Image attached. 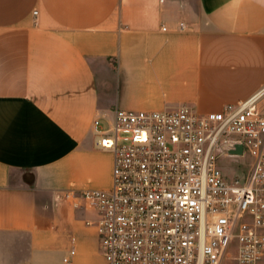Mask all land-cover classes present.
Segmentation results:
<instances>
[{
	"label": "crops",
	"instance_id": "0c3cea01",
	"mask_svg": "<svg viewBox=\"0 0 264 264\" xmlns=\"http://www.w3.org/2000/svg\"><path fill=\"white\" fill-rule=\"evenodd\" d=\"M263 88L264 0H0V264H62L70 232L106 264L97 211L55 199L112 186L95 119Z\"/></svg>",
	"mask_w": 264,
	"mask_h": 264
},
{
	"label": "built area",
	"instance_id": "2783aa9c",
	"mask_svg": "<svg viewBox=\"0 0 264 264\" xmlns=\"http://www.w3.org/2000/svg\"><path fill=\"white\" fill-rule=\"evenodd\" d=\"M261 91L218 111L183 103L118 108L106 126L95 119L100 146L114 154L112 186L64 189L55 199L97 211L87 223L106 264H264ZM237 143L243 154L228 151ZM222 157H248L249 168L230 175ZM76 240L62 264H74Z\"/></svg>",
	"mask_w": 264,
	"mask_h": 264
},
{
	"label": "rangeland",
	"instance_id": "374dc122",
	"mask_svg": "<svg viewBox=\"0 0 264 264\" xmlns=\"http://www.w3.org/2000/svg\"><path fill=\"white\" fill-rule=\"evenodd\" d=\"M263 94L261 99H264V88H263ZM262 105H264V100L262 101ZM248 161L249 158L248 157H240V158H231V157H222L220 159V163L222 164L224 170L230 174V175H234V174H240L241 172L246 171L249 166H248ZM75 232H70V234L68 235L67 238V243H68V247L70 248L72 245V241H71V236L74 235ZM76 236V234H75ZM55 256H59L60 253L58 252H54ZM101 256V255H100ZM98 255V258L101 259Z\"/></svg>",
	"mask_w": 264,
	"mask_h": 264
},
{
	"label": "water",
	"instance_id": "95a60500",
	"mask_svg": "<svg viewBox=\"0 0 264 264\" xmlns=\"http://www.w3.org/2000/svg\"><path fill=\"white\" fill-rule=\"evenodd\" d=\"M228 151L230 153L243 154V145L241 143L234 144V148H228Z\"/></svg>",
	"mask_w": 264,
	"mask_h": 264
},
{
	"label": "bare ground",
	"instance_id": "6f19581e",
	"mask_svg": "<svg viewBox=\"0 0 264 264\" xmlns=\"http://www.w3.org/2000/svg\"><path fill=\"white\" fill-rule=\"evenodd\" d=\"M261 93H262V91H261Z\"/></svg>",
	"mask_w": 264,
	"mask_h": 264
}]
</instances>
